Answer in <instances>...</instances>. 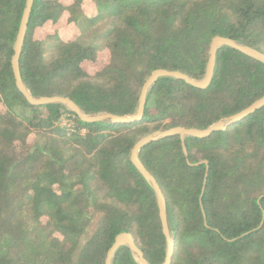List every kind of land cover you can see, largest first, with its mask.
I'll list each match as a JSON object with an SVG mask.
<instances>
[{"label": "trees", "instance_id": "16d2710c", "mask_svg": "<svg viewBox=\"0 0 264 264\" xmlns=\"http://www.w3.org/2000/svg\"><path fill=\"white\" fill-rule=\"evenodd\" d=\"M26 1L0 0V264H105L121 232L148 264L163 263L157 196L130 159L134 144L247 108L264 96V62L222 45L206 88L162 76L140 119L84 122L65 103L31 104L16 85L11 59ZM62 18L98 25L101 55L78 35L38 34ZM215 36L264 54V0H33L19 76L32 97L131 116L151 71L202 79ZM46 41L56 43L50 58ZM138 159L165 199L169 264H264V104L205 137L151 141ZM110 264L140 261L120 246Z\"/></svg>", "mask_w": 264, "mask_h": 264}, {"label": "water", "instance_id": "95a60500", "mask_svg": "<svg viewBox=\"0 0 264 264\" xmlns=\"http://www.w3.org/2000/svg\"><path fill=\"white\" fill-rule=\"evenodd\" d=\"M33 0H27L26 1V7L24 9L18 34L16 37L15 45H14V54L11 59V66L15 77V82L18 87V89L25 95L26 99L31 103L35 105H41V104H49V103H65L67 104L68 108L73 111L78 117L84 121V122H96V121H102V120H108L111 123L116 122H130L135 119H140L143 115L144 105L146 102V96H147V90L148 88L159 78L162 76H171L175 78H179L187 82L188 84L199 87V88H206L212 78L213 75V66L215 61V52L216 50L222 46V45H228L232 48H235L261 62H264V54L243 46L242 44L236 43L230 38H226L223 36H215L212 38L209 50H208V60L206 64L205 69V75L202 78L201 81L192 79L188 77L187 75L179 72V71H170L166 69H155L151 71L145 82L143 83L141 87V91L139 94V104L138 109L135 114L131 116H118V115H112L108 113H98L95 115H86L81 111V109L68 97L64 96H47V97H39L35 98L32 97L31 94L27 91V89L22 85L20 76H19V70H18V60L19 55L21 52V46L23 42V38L25 35L26 27H27V21L29 17V13L31 10ZM264 104V96L253 102L250 106L243 109L242 111L227 117L225 119H221L217 121L216 123L212 124L208 128L205 129H196V128H184V127H172L163 131H156L154 133L145 135L144 137L140 138L133 146L131 153H130V159L132 163L136 166V168L139 170V172L144 176V178L150 182L152 185L156 196H157V204L159 208V216L161 219V225L163 232L166 236L167 242H168V250L166 253V257L163 263L161 264H169L171 255H172V249H173V243L169 236L168 231V225L166 220V213H165V199L163 196V193L161 189L159 188L155 178L145 169V167L142 165V163L138 159V151L140 148H142L145 144L157 140L161 137L165 136H171V135H179L181 140H183L184 136H194V137H205L209 135L211 132L219 129H225L228 125L233 123L234 121L238 120L239 118L245 116L246 114L254 111L258 107ZM120 246H128L130 250L136 254L139 258L140 264H148L143 257L142 251L136 246L133 236L129 232H121L116 235L114 242L112 246L109 248L107 252V256L105 259V264H110L111 257L114 254V252L120 247Z\"/></svg>", "mask_w": 264, "mask_h": 264}, {"label": "rangeland", "instance_id": "374dc122", "mask_svg": "<svg viewBox=\"0 0 264 264\" xmlns=\"http://www.w3.org/2000/svg\"><path fill=\"white\" fill-rule=\"evenodd\" d=\"M86 13H87V17L90 18V16L93 15L94 10H92L91 8H87L86 9ZM98 25H95V27H86L84 26V23H81V25H73V24H67L65 19L62 18L57 24L55 25H47L45 27H43L40 31H39V35H43L45 32H52L54 30H56L60 35H65V36H77V39H79L80 42L85 43V44H92L97 48L98 53L101 55L102 51H103V46H102V40L100 39L99 36V32L98 31ZM56 43L55 41H46L45 43V47H44V54L47 57H51L54 53V47H55ZM105 57L102 55V57H100V60H103ZM84 67L86 68V70L88 71H92L96 65L95 63L92 62H84L83 63ZM202 79H200L199 81H201ZM62 123L66 122V119H62L61 121Z\"/></svg>", "mask_w": 264, "mask_h": 264}]
</instances>
